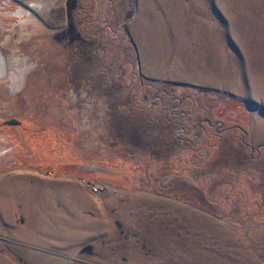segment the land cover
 Wrapping results in <instances>:
<instances>
[{"label":"rangeland","instance_id":"obj_1","mask_svg":"<svg viewBox=\"0 0 264 264\" xmlns=\"http://www.w3.org/2000/svg\"><path fill=\"white\" fill-rule=\"evenodd\" d=\"M20 179L0 264H264V0H0Z\"/></svg>","mask_w":264,"mask_h":264},{"label":"bare ground","instance_id":"obj_2","mask_svg":"<svg viewBox=\"0 0 264 264\" xmlns=\"http://www.w3.org/2000/svg\"><path fill=\"white\" fill-rule=\"evenodd\" d=\"M30 8L32 10L36 9L35 5H30ZM25 182V181H24ZM3 185V187H0V199L4 200L6 207L9 208H15L17 205L16 203H20L22 201H28L32 197L31 191L28 187L24 186V183L20 180L12 181L8 184ZM40 194L38 192V195H33L34 200L37 201V198H39ZM34 202V201H33ZM7 213V212H6ZM29 217L27 219V230L36 231L39 225L41 226L39 220L43 218L42 214L39 212V210L35 207H32L30 209L29 214H27Z\"/></svg>","mask_w":264,"mask_h":264},{"label":"water","instance_id":"obj_3","mask_svg":"<svg viewBox=\"0 0 264 264\" xmlns=\"http://www.w3.org/2000/svg\"><path fill=\"white\" fill-rule=\"evenodd\" d=\"M8 124L14 126V125H19L20 123L17 120H12V121L8 122Z\"/></svg>","mask_w":264,"mask_h":264}]
</instances>
